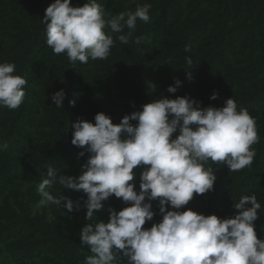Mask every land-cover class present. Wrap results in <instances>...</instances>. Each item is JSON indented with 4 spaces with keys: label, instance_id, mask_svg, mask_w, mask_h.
Returning <instances> with one entry per match:
<instances>
[{
    "label": "trees",
    "instance_id": "trees-1",
    "mask_svg": "<svg viewBox=\"0 0 264 264\" xmlns=\"http://www.w3.org/2000/svg\"><path fill=\"white\" fill-rule=\"evenodd\" d=\"M54 2L0 0V63L15 64L14 74L27 80L23 104L16 110L0 108V142L8 145L0 152V264H84L91 254L79 238L81 228L91 223L85 212L68 213L55 205L37 208L36 189L47 167L58 174H81L89 154L79 157L83 149L71 144L72 123H95V115L104 113L119 124L125 115L164 97H191L202 107L217 108L233 98L238 109L246 108L255 119L260 139L252 146L257 155L251 168L229 172L225 165L209 162L217 176L215 190L196 195L182 210L229 218L240 211L233 204L241 196L256 195L262 206L256 231L264 240V0H97L113 15L149 3L150 21H137L128 44L119 42L122 33L106 28L115 41L110 56L75 65L46 43L42 19ZM85 3L72 0L74 7ZM137 36L145 39L137 44ZM176 78L181 85L169 93ZM60 90L67 98L58 109L51 97ZM215 92L219 97L213 101ZM70 100L76 101L74 107ZM135 171L139 191L142 169ZM51 191L74 202L87 199L59 184ZM152 203L157 215L146 228L162 219L158 202ZM125 206L111 197L98 220L107 222L109 208L119 212Z\"/></svg>",
    "mask_w": 264,
    "mask_h": 264
},
{
    "label": "clouds",
    "instance_id": "clouds-1",
    "mask_svg": "<svg viewBox=\"0 0 264 264\" xmlns=\"http://www.w3.org/2000/svg\"><path fill=\"white\" fill-rule=\"evenodd\" d=\"M150 9L149 3L137 4L134 11L113 15L97 0H87L82 7L72 6V0H55L42 19L46 43L72 65L106 60L115 41L105 29L122 33L119 42L128 44L137 21H150ZM143 39L137 36L135 43ZM185 60L192 64L190 57ZM16 70L13 63H0V108L16 110L24 102L27 80L15 75ZM180 85L176 78L167 91L174 94ZM218 97L215 92L210 99ZM66 98L63 90L51 97L58 109ZM75 103L69 101L73 107ZM94 120L78 119L71 125V144L83 149L79 157L89 154L81 174H58L47 167L37 187V208L55 205L68 213L85 212L84 219L91 223L81 228L79 238L91 254L84 264H264V240L258 238L255 225L262 206L256 195L241 196L233 204L240 211L229 218L182 210L196 195L215 190L217 176L209 162L223 164L229 172L251 168L257 155L252 146L260 138L246 108L238 109L233 98L217 108L202 107L191 97H164L125 115L119 124L104 113ZM7 148L0 142V152ZM137 168L142 169L139 191ZM57 184L83 192L87 199L81 203L54 195L51 189ZM113 196L126 206L119 212L109 208L108 221L98 220L97 213ZM152 202H158L162 219L146 228L157 215Z\"/></svg>",
    "mask_w": 264,
    "mask_h": 264
},
{
    "label": "rangeland",
    "instance_id": "rangeland-1",
    "mask_svg": "<svg viewBox=\"0 0 264 264\" xmlns=\"http://www.w3.org/2000/svg\"><path fill=\"white\" fill-rule=\"evenodd\" d=\"M37 190V189H36ZM1 259H3V256L1 257Z\"/></svg>",
    "mask_w": 264,
    "mask_h": 264
}]
</instances>
